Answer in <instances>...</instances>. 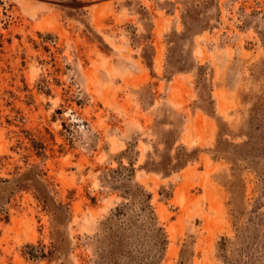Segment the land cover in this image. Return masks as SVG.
Instances as JSON below:
<instances>
[{
  "label": "rangeland",
  "instance_id": "obj_1",
  "mask_svg": "<svg viewBox=\"0 0 264 264\" xmlns=\"http://www.w3.org/2000/svg\"><path fill=\"white\" fill-rule=\"evenodd\" d=\"M0 264H264V0H0Z\"/></svg>",
  "mask_w": 264,
  "mask_h": 264
}]
</instances>
